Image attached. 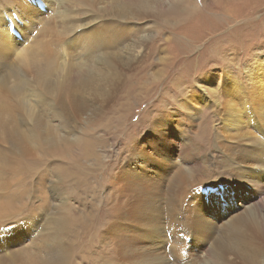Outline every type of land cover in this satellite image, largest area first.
Instances as JSON below:
<instances>
[{
	"label": "rangeland",
	"instance_id": "rangeland-1",
	"mask_svg": "<svg viewBox=\"0 0 264 264\" xmlns=\"http://www.w3.org/2000/svg\"><path fill=\"white\" fill-rule=\"evenodd\" d=\"M137 1L138 0H37L36 2L35 0H15L13 2V0H10V6L11 4H15L12 6L13 9L10 8V10L17 12H15L17 17L14 21L18 26L11 30V36L14 35L17 37L20 43L17 46H12L8 41L9 54H5L6 56L0 54V57L2 55L0 58V98L6 96L8 99L4 97V102L6 103L9 101V103L15 106L17 102H20L17 101V98H19L18 96H22L19 98L21 101H25L27 105L31 104L33 106L34 100L35 102L37 101L35 95L38 92L36 88H40L42 84L37 81L36 77H38V75H34L25 69V64L28 63L34 64L33 68L37 71L49 63L54 71H58L55 72L54 76L48 74H46V76L51 77L50 79L54 83L55 80H61V78L62 82L66 83L64 79V75L68 77V75H66V67H64L65 71L61 67V71L59 72L58 66H60L61 63L58 61L64 62L66 60L64 63L67 68H70V62H76L75 59H81L83 61L90 59V52L82 48V46H78V42L86 38L85 33L88 28H93L95 26V28L99 27L100 31L105 30L102 21L97 22L98 19L102 18L100 16L101 13H99L101 7L107 6L111 9L110 5L113 4L115 6L113 10L124 12L127 7L132 6ZM144 1L143 5L137 4L134 11L129 13L128 17H138L143 11L153 10L160 5L168 6L170 3L177 0H161L160 4H155L154 7L153 2L156 0ZM201 1L203 0H199L200 3ZM217 7L215 10H222L221 8H223V5L219 4V9ZM203 13L204 16L210 17V19L207 18L209 21L199 20V15L193 18H183L180 20L165 15L162 17L161 21L164 28L160 29L155 27V20L151 16L144 17L142 21H137L138 23L130 22L131 25L137 23L136 27L134 26L136 29H131V33L133 35L141 34L140 38L137 37V41L139 43L140 41L144 43V46L141 47L142 54L136 56L133 69H126L127 67L122 65H117L113 69L115 72L121 73L123 79L131 77L130 87L126 84V88H124L126 91L123 89V91L128 94L123 95L122 92L117 94L112 93L113 95L107 94L108 97L105 98V100L103 97L101 104L99 102L93 104L91 100H89V110L87 106L82 109L80 106L85 102V99L83 98L84 95L79 81L75 80L73 81V85L69 84L66 86V90H56L48 97L47 101L50 103L51 113L54 112L57 118L51 119V117H48L49 120H52L49 121L48 118L43 117L42 119L44 122L52 125L54 128L56 124L59 125L64 122L63 125L66 127L64 132L70 128L72 129L71 135L62 132V129L57 130L61 132V136L67 135L66 137L68 138L73 137V134L76 136H79V134L81 135V130L85 127L87 128L89 124L94 136L87 137L94 142L93 148L97 149L98 154L102 155L103 168L101 171H99L98 167L95 169H82L81 172L83 173L85 182L80 184L76 181L65 179L56 169L58 166L61 168H68L71 163L62 162L60 157L50 155V146H47L49 145L47 144L45 149L49 154L46 153L47 156H45L44 163L38 166L37 173L33 177H29V179L25 180L26 182L24 181L23 188L28 190V193L25 194L26 199L23 200L24 204L27 206L23 212L25 213L23 214L24 216L16 221L10 219L4 223L5 225L13 224L12 226L15 228L0 233V252L7 250L9 253L14 250L13 248L19 247L21 243L22 245H27L28 235L32 232V228H35L33 234H35L34 238L36 237L37 242L40 241V236L44 237L50 233V230L49 233L48 231H41L40 235L37 236L45 224L44 220L46 216L48 217L49 214H56L54 213L55 207H53L55 206L53 195H55L54 192L56 189V191H58L57 202L64 200L63 204L75 211L74 213L77 215L78 210H87L88 212L92 208H95L94 214H90L85 218L86 220L88 218L91 219V221L86 222L85 230V240L88 244L77 249L82 254L79 252L78 254H74L73 251L72 254H70V260L74 259L83 263L82 256L85 255L88 259L89 256L92 257V252L98 248L100 249V253L104 254L102 248H107V241L105 238L100 241V234L106 233V235H109L113 233V229L118 228L120 232L123 230L128 231H126L125 235L122 234L121 237L123 238L125 236L123 238L124 245L122 246V251L128 252V255H126L128 256L127 261L129 264H138L140 263L138 261H143V264H156L157 262H162L163 257L166 264H244L235 256L234 252L230 250V247L234 244L237 236L240 235L242 237L246 233V228L249 226V223L238 221L228 225V222L233 219L237 210H242V208L246 209L245 211H248L250 208L255 218L260 220L256 205L247 204L244 207H238L237 210L236 208L230 207L229 211L222 214V212L225 211L223 209L228 208V192H225L224 199L220 196L224 194H219V196L216 195L217 197L213 194L209 195L202 190L206 187H202L205 183H210L208 179L202 180L196 177V175H199L203 170L198 173L190 170L191 174L187 176H184V173L187 172L182 171L183 169L191 167L192 162L187 160L190 159L191 156L200 160L202 164L205 165L204 169L208 171L209 164L207 158L211 155L209 153V148L200 152H198L199 150H194L191 156L186 155V161H184L181 155L183 153L181 145L185 138H190V141L193 139L195 143L198 139L202 141L203 145L208 140V142L214 145V136L221 131L218 127L219 125L213 126V124L209 136H206L208 138L201 134H199L197 139L195 138V131L200 122L199 117L210 107L212 109L209 110L208 113H212L213 109L217 108L209 98H206L209 106L204 107V97L200 99L202 104L194 108L196 100H193V102L191 97H189V93L192 90H198L202 87L203 89L201 88L200 91L203 93L204 89L215 87L216 92L219 93L223 88V83L227 82V77L244 80L247 74L251 73L252 75L253 71V73H256L255 69L258 70L260 66L264 69V0H228V3L223 8V12H220L218 17H211L212 15L205 12ZM221 18H226L227 21L222 23ZM124 22L125 20L122 21L123 26L131 28ZM7 23H9V21H7ZM69 24L77 26L75 28L68 26L67 29V25ZM149 24H151V26H149ZM144 25H148L150 28L147 30V26L145 30L143 27ZM3 26L4 25L1 26V29ZM19 26L23 28H19ZM1 29L0 36L2 35V39H4L5 35L3 34H5L6 31L4 28ZM77 29L82 31L83 34L76 32L75 30ZM114 31L115 30H110V35H112L111 32ZM34 33L36 34L34 35ZM20 34H22L21 38ZM203 34L205 38H203ZM90 39L97 43L92 37H90ZM89 42L93 44L92 41ZM36 44H39L37 47L38 52L34 51L31 54H27V51H22V53L17 54L18 56L14 54L16 48L17 50L20 49V45H30L34 47ZM107 44L108 49L116 45L112 39H108ZM187 45H190L192 52L186 55V53H188L186 51ZM1 47L3 51H6L5 49L7 48L5 45ZM37 56L40 57L38 58ZM41 57H44L43 60ZM58 57L63 58L60 60ZM50 58L51 60L53 59L54 62L49 61L48 59ZM55 66L58 68L56 69ZM255 66L257 68H255ZM75 68L76 67H74V69ZM22 78L28 89H22L23 91L21 90L18 96L15 94L12 95L10 89L16 86L18 79V81H21L20 79ZM205 78H209L210 81L205 82ZM70 88L72 89L70 90ZM67 89L69 93H67ZM64 93H67V95ZM204 94H207V92L205 91ZM124 101H128L130 104ZM186 101L189 103L190 107L189 111L186 108V111H188L187 113L183 108V103ZM197 101L199 102V100ZM41 103L42 101L40 102V107L36 109H40L48 114L47 110L43 107L44 104ZM17 108L18 109L13 112L12 117L18 122L17 124L19 126L22 122L20 121L21 117L26 118V116L22 107L19 106ZM198 110L202 111L199 112L200 116L196 117V112ZM30 111L33 113L35 112V115L38 113V111L34 109ZM91 113L95 119L93 122L88 121L92 118L87 119ZM117 113L121 117L116 118ZM35 115L33 114V116ZM65 116H67V119H65ZM4 117L6 118L7 114L4 113ZM35 117H39V113ZM80 117L84 120H81ZM59 118H63L66 121L62 122ZM119 118L122 119L120 122L118 121ZM46 119L48 122H46ZM108 119L114 121L113 127L116 129V133L113 131L112 127H109L110 130L108 129L110 125L107 124L106 126L105 122H110ZM154 120L159 122V130L162 131L163 135L156 134L153 136L155 132L152 131L150 122ZM50 122H53L54 125ZM65 124L68 127L65 126ZM46 127L47 126L44 125V128ZM246 129L248 128L246 127ZM117 131L122 132L120 133ZM2 136L4 135L2 134ZM0 138L3 140V137L0 136ZM53 138L55 139L56 137ZM58 139L60 142L63 141L60 140V138ZM134 141H137L136 146L139 148L136 147V149H140L139 151L141 153L139 152L138 156L133 155V157L136 160H143L141 162L142 164L140 163L137 166L134 164V161H132L134 158H128V160L124 161V157H121L120 160L118 158L122 153H125L126 157V149ZM1 142L0 144L2 145L0 148H6L8 145L7 141H3L5 145ZM60 142H58V144L56 142V144L59 145L58 147L61 148L64 146L65 149L66 144H61ZM222 142H228V144L232 146L237 144V142L230 140H222ZM76 143L77 142H75V144ZM199 144L200 142H197L198 146ZM91 160L92 159H88L80 162L87 166L94 167ZM125 161L130 163L126 165ZM57 162L61 165H58ZM39 168H41L42 171H40ZM178 168H182V170ZM69 169H73L72 165ZM51 172H53V174ZM57 173L60 178L56 175ZM189 175L195 176V184H198L199 188L195 185L196 189L194 190L193 186H189ZM180 176H182L183 181H173L174 177L179 179ZM205 177L208 178L207 176ZM56 180H59V182H56ZM128 180H130L131 183H128ZM34 184L38 187H34ZM52 184H54L55 187H53ZM181 185L184 186V188L181 187ZM119 186L123 189L120 190L121 187ZM182 189H185V192ZM167 194H174L176 198L177 196L180 198L172 201L171 210H168L167 217H165L164 209L161 204L162 202H160V207L162 206L161 209L159 207V198ZM248 195L249 200L255 199L250 194ZM43 197H46L49 202H43ZM78 197H82V199H84L83 202ZM32 198H34L33 202ZM211 200L219 205L216 208H212V213L202 211V208L206 207ZM239 202H241V200ZM33 203L38 206L35 207V215H33L35 219L31 213L29 215ZM52 203L54 205H52ZM119 203L128 204L129 207L125 209L122 205L124 211L115 214L114 209L119 207ZM141 205H143L142 208ZM140 208L141 210H139ZM161 210H163V213ZM57 212L62 213L59 217L64 218L63 215L65 212L63 208L60 207ZM161 214L162 217L158 218ZM113 219H115L114 222H116V224H114L113 228L111 227L112 224L105 231V227L110 225ZM87 223H89V226H87ZM122 224H124L126 228H124L125 226L121 227ZM168 227H170V229L161 233L162 236L167 237V241L165 239L163 240L164 244L161 242L163 247H166L165 256H162V250L158 248L155 250L152 244L160 239L158 236L160 231ZM174 230L180 248V252L176 254L177 256L171 251V246L174 241ZM182 233L190 237L191 240L189 242L185 241ZM135 235L136 238L137 236H141V239L138 238L140 239L139 242H132L131 238H135ZM143 237L144 239H142ZM108 238H110V235ZM146 238L148 239L146 240ZM117 239L118 238H111V244L114 246L119 244ZM154 239L155 242H153ZM260 239L264 245V234L260 236ZM52 245L59 248L56 237ZM218 250H220L221 254ZM41 253L43 254L44 252ZM96 256L99 257V255ZM187 257L188 259L186 260L185 258ZM0 258L1 261L4 262L10 261L9 255H0ZM261 260L259 264H261ZM16 261L14 264H17ZM134 261H136V263Z\"/></svg>",
	"mask_w": 264,
	"mask_h": 264
},
{
	"label": "bare ground",
	"instance_id": "bare-ground-1",
	"mask_svg": "<svg viewBox=\"0 0 264 264\" xmlns=\"http://www.w3.org/2000/svg\"><path fill=\"white\" fill-rule=\"evenodd\" d=\"M14 1L15 0H13V2ZM35 1L37 2V0ZM144 2H145L144 0H138L132 6L127 7L124 12L113 10L115 8L113 4L110 5L111 9L108 8L107 6L101 7L99 13H101L100 16L102 18L98 19L97 22L102 21V25L105 28V30L100 31L99 27L95 28V26L93 28H88L86 29L87 32L85 33L86 38L78 42V46L80 47L82 46V48L90 52V59L86 61H83L81 59H75L76 62H70V66H71L70 68H67L66 64L64 63L66 62V60L64 62L62 61L63 63L56 60L59 63H61V65L58 66L59 72L61 71V67L63 68V70H64V67H66V75H68V77H65L64 75V79L66 83L62 82V78L61 80H55V83H54L50 79L51 77L46 76V74L54 76L55 72L58 71V70L54 71L53 67L49 65V63H47L45 66L42 65L44 66L43 68H40V69L37 68L39 71L33 68L34 64L32 63L25 64V69L34 75H38V77L35 76L37 78V81L39 83L41 82V84L44 86L43 87L40 84L41 85L40 88H36L38 92L35 95L37 98V101L35 102L34 100L33 106L31 104L27 105L25 101H21V99H19L22 97V96H18V94L21 93L20 91L22 89L23 90L28 89L27 85L23 81V78L20 79L21 81H18L19 79L17 80L18 83L16 84L15 87L13 86L14 88L12 87L13 90L12 88L10 89L12 92L11 93L12 95L15 94L19 97V98L16 97L17 101H20L19 103L17 102V104H15L14 106L13 104L9 103V101L7 100H6L7 101L6 103L4 102V97L6 96H4L3 98H0V133H1L0 136L3 137V140H1L0 138V140L2 141L0 142L3 143V141L5 142L7 141V144H8V145L6 144L7 145L6 148H0V233H4L9 229L15 228L14 226H12L13 224L5 225L4 223H6V221L10 219L16 221L20 217L24 216L23 214L25 213L23 212L27 206L26 204H24L23 200L26 199L25 194L28 193V190L23 188L24 181L29 179V177H33L37 173L38 166L44 163L45 156H47L46 153H48L46 152V149H45L47 144H49L47 146H50V155L54 157H60L62 159L61 160L62 162H68L69 164L71 163L70 166L72 165L73 169H69L70 168L69 165H67L69 166L68 168H61L60 166H58L56 169V171L65 179L76 181L77 183L80 184L82 182H85V179H83V173L81 172L82 169H86V168L95 169L96 167H98L99 171H101L103 168V165H102L103 159H101L102 155L98 154L97 149L93 148L94 142L90 140V138L87 137V136H94V133H92V130L89 124L87 125V128L84 126L85 128L83 130L80 129L81 135L79 134V136H76L73 134V137L68 138L66 137L67 135L61 136V132L57 130V129H62L63 131L62 130L61 131L64 132V129L66 127H64L63 121H66L65 119H67L66 118L67 116H65V119L59 118V120L62 121L63 123L59 125L56 124L55 128L52 127V125L44 122V120L42 119L43 117L44 118L51 117V119L57 118V116L54 115V112L51 113L50 103L47 101L48 97L52 95L56 90H63V91L66 90V86H68L69 84L73 85L74 84L73 81L75 80L79 81V84L82 88V93L84 95L83 98L85 99V102L82 103L80 106L82 109H84L85 106H87V108L89 107L88 106L89 100H91L93 104H97L98 102L101 104L103 97H104V100L105 98L108 97L107 94L113 95L119 92H122L123 95L128 94L124 92L123 89L126 88L125 87L126 84H128V86L130 87L131 77L128 79L127 78L123 79V75L121 73L115 72L113 69L117 65L126 66L127 67L126 69H129V70L133 69L134 67L133 63H134L136 56L139 54H142L141 47L144 46V43L142 41H140V43L137 41L138 40L137 37L140 38L141 34L133 35L131 33V29H136L134 28V26L136 27L138 23L137 21H142L144 17L151 16L155 20L154 21L156 25L155 27H157L158 29L164 28V25L161 24V21H162V17L165 15L172 16L178 20L183 19V18L189 19V18H193L199 15V20L209 21L207 18L210 19V17L204 16L203 12L212 15L211 17H218L220 12H223V8L228 3V0H203L201 1V3L199 2V0H177L173 3H170L168 6L160 5L153 10L143 11L138 17H128L129 13L134 11L137 4L143 5ZM160 2L161 0H156L155 2H153V7L155 6V4L156 5L160 4ZM219 4L223 5V8H221L222 10L219 9ZM13 5L11 4L10 6V0H0V29H1V26L4 25L3 28L7 33V34L6 33L3 34L5 35L4 39H2V35L0 36V54H3V55L9 54L8 41L10 45L12 46H15V45L17 46L20 43L17 37H15L14 35L11 36V30L18 27L14 21L17 17L15 14L16 11L14 12L10 10V8L13 9L12 8ZM216 7L219 10H215ZM221 19H222V23H225L224 21H227L226 18H221ZM123 20H125L124 23L130 26L131 28H127L123 26L122 25ZM7 21H9V23H7ZM130 22L131 23L137 22V23L135 25L133 24L131 25ZM68 26L71 28H75L77 25L69 24L67 25V29H68ZM147 26L148 25L143 26L145 30ZM149 26H151V24H149ZM149 26L147 30L150 28ZM19 28H23V27L19 26ZM110 30H115L114 32H111L113 36L110 35ZM75 31L82 33V31H80L79 29ZM35 34L36 33H34V35ZM21 35L22 34H20V38H21ZM90 37H92L97 43H99L102 46L95 43L92 39H90ZM203 38H205L204 34H203ZM108 39H112L116 43V45L111 47V49L107 48ZM89 41H92L93 44H91ZM3 45L6 46L7 48L5 49L6 51L2 50L1 46ZM23 46L20 45L19 50H17L16 48L14 51V54L16 55L20 54L22 53V51L23 52L27 51V54H31L34 51L38 52L37 47L39 46V44L34 45V47L30 45L24 46V47ZM186 51L188 52L186 53V55L192 52L190 45H187ZM63 57H66V56H63ZM41 58L43 60L44 57H41ZM58 58H60V60L62 59L61 57H58ZM48 60L54 62L53 59L51 60V58ZM15 65L17 66L16 63ZM74 67L76 68L74 69ZM255 68L257 67L255 66ZM255 70H256L255 71L256 73H253L254 71L253 72L251 71L252 75L251 73L247 74L244 80H240L237 78H231V77L229 78L225 77L228 80L227 82L223 83V88L220 90L219 93L216 92V89L214 87L211 89H204V92L205 91L207 92V94H204V92L202 93L200 91V89L202 88L201 86H200L201 88L198 89L199 91L195 89L189 93V97H191V100L192 101L196 100L194 108L202 104V101L200 100L201 97L205 98L203 100V103H204L203 105H205L204 107L209 106L208 100H206V98H209L211 99L214 106L217 108V109H213L212 113H208V111L212 109L210 107L206 112H203V115L201 116L199 112L202 110H198L196 112V117L200 116L199 117L200 122L195 131V138L197 139L199 134L204 135L205 137L207 135L209 136V132L213 124H214L213 126L219 125L218 127L221 129V131L215 134L214 145L208 142V140L207 141L205 140L206 142L204 146L202 141H199L197 139V142H200L198 146L197 142L195 143L193 139L190 141L189 140L190 138L189 139L185 138L181 145V149H183V153L181 155L184 161H186V155L191 156L194 150H197V151L199 150L198 152H200V151H204L209 148V151H210L209 153L211 155L207 158V162L209 164L208 171L204 169L205 165L202 164V162L194 156H191L190 159H187L192 162L191 163L190 161H188L191 163L190 168L183 169V170L182 168L180 169L178 168L179 170L187 172V173H184V176L191 174L190 170L195 171L196 173L203 170L199 175H196V177L201 178L202 180L208 179V182L210 183H205L202 187L209 186L211 188H214V192L212 193L214 196L216 195L219 196V194H224V195H220L221 198L224 199L225 192H228V208H224L223 210L225 211H223L222 214L229 211L230 207L236 208L237 210L238 207H244L247 204L256 205L258 213L260 215V220L255 218V216L253 215L254 213L250 210V208L248 209V211H245L246 209L242 208V210H237L236 215L233 217V219L230 222H228V225L236 223L238 221H244V222L249 223V226L246 228V233L242 237L240 235L237 236V239L234 241V244L230 247V250H232L235 256L238 259H240L241 262H243L244 264H259V261L261 260V258H262L261 264H264V245L262 243V240L260 239V236L264 234V69L260 66L258 70L257 69ZM204 81L209 82L210 79L205 78ZM5 88L9 89L8 87H5ZM71 89L72 88H70V90ZM67 93H69L68 89H67ZM67 93L66 94L64 93V94L67 95ZM197 100H199V102ZM41 101L44 104L43 107L45 108V110H47L48 114L41 111L40 109L39 110L36 109L37 107H40ZM124 102L129 103L128 101H124ZM183 105H184L183 108L185 109L184 111H186V108L189 111V108H190L189 103L186 101L183 103ZM19 106L22 107V110L24 111L26 118L21 117L20 121L22 122L18 126L17 124L18 122L14 120V117H12V114L16 109H18L17 107ZM31 109L38 111L39 117H35L38 113L36 112L37 114L35 115V112L34 113L32 112L33 110L30 111ZM188 111H186V113ZM4 113L7 114L6 118L4 117ZM92 113L90 115L88 114L89 117H87V119L92 118L91 120H88L91 122L95 120L93 118ZM33 114L35 116H33ZM117 117H121V116L117 113L116 118ZM80 118L81 120H84L82 117ZM48 120L46 119V122H48ZM109 120L110 122H105L106 126L107 124L110 125L108 126V129L110 130V128L112 127L113 131L116 133V129L113 127L114 121L111 119H108V121ZM121 120L122 119L120 118L118 119L119 122ZM49 121H52V120H49ZM50 123H53V122H50ZM158 123L159 122L155 120L150 122L152 126L151 127L152 131L155 132L153 136L156 134L163 135L162 131L159 130L160 126L158 125ZM66 124L65 126H67ZM44 125H46L47 127L44 128ZM246 127L248 129H246ZM71 131L72 129L69 128L64 133L71 135ZM117 132L121 133L122 131H117ZM2 134L4 136H2ZM53 137H56L55 139L57 141ZM58 138H60V140H63V141L61 142L58 141L59 140ZM222 140L234 141V142H237V144H235V146H232V145H229L228 142L227 143L222 142ZM55 141L57 142V144L58 142H60L61 144L62 143L66 144L65 149H64V146L59 148L58 147L59 145H57ZM75 142L77 143L75 144ZM3 144L5 145V143ZM136 144H137V141L132 142V144L126 149L127 150L126 157H125V153H122V155L118 157L119 160L121 157H124L123 159L124 161V160H128V158L129 159L134 158L133 155L138 156L140 149H136V147L139 148L138 146H136ZM1 145L2 144H0V146ZM40 156H41V160H40ZM88 159H92L91 161L94 167L87 166L80 162V161L83 162ZM132 161H134V164L137 166L143 160H136L134 158L132 159ZM128 163L130 162L125 161L126 165H128ZM57 164L59 165L60 163L57 162ZM39 170L42 171L41 168H39ZM51 173L53 174V172ZM58 173L56 175L58 176V178H60ZM205 176H207L208 178H206ZM188 178H189V186L191 187L193 186L194 190L196 189V186L197 188H199L198 184H195V181H196L195 176L189 175ZM174 180L183 181V178L182 176H180L179 179L177 177H174L173 181ZM56 182H59V180H56ZM127 182L131 183L130 180H128ZM52 186L55 187L54 184H52ZM34 187L37 188L38 186L34 184ZM181 187L184 188V186L182 185ZM122 189L123 188L121 187L120 190ZM182 190H184L185 192V189H182ZM54 193L55 195H53V200H54L53 202L55 206L53 207H55L54 213H56L57 215L49 214L48 217L46 216L45 220L43 219L45 224L43 223L44 226L41 228L37 236L40 235L41 231H48L49 233V230H50V233L44 237L40 236V241L37 242L36 237L34 238L35 234H33V231L35 228H32V232L29 233L28 235L27 245H22L21 243L19 247L17 246L18 248L17 247L13 248L14 250L10 251L9 253L7 252V250L0 252V255H5V256L9 255V260H10L9 262H4V261H1V258H0V264H14L16 260H18L16 261L17 264H129L127 261L128 252L126 253L125 251L124 252L122 251V246L124 245L123 238L125 236L123 238L121 237L122 234L125 235L127 230H123L122 232H120V229L118 228L112 230L113 233L109 234L110 238H108L109 235H106V233L102 235L100 234V241L103 240L104 238L107 241V248L105 247L102 248L104 250V254L100 253V249L98 248L92 252V257L94 258L89 256L87 259V257L83 255L82 256L83 263L76 261L74 259L70 260V254H72L73 251H74V254H78V252L80 253V251H78L77 249H80L81 247L88 244L87 241L85 240V230H86V222L91 221V219L88 218L86 220L85 218L90 214H94L95 208H92L88 212L87 210H78L77 212L78 215H77L74 213L75 211L71 210L70 208H68V206L66 207V205L63 204L64 200L60 199L61 202H57L58 191H56V189ZM248 194L253 196L255 199L249 200ZM34 198H32V202ZM43 198H44L42 200L43 202H49V200H47L46 197H43ZM78 198L83 202L84 199H82V197H78ZM177 198H180V197L177 196ZM177 198L176 196H174V194L173 195H170V194L163 195L161 198H159V207H160V202H162L161 204L163 207L162 206L161 207L164 209L165 217H167L166 215L169 212L168 210L171 207L172 201L176 200ZM240 200L241 202H239ZM54 204L52 203V205ZM122 205L125 207V209L129 207L128 204L119 203V207L114 209L115 214H117V212L121 213L124 211V208ZM218 205H219L218 203L211 200V202L208 205H206V207L202 208L203 209L202 211H207L209 213H212V208H216ZM35 207H38V206L33 203V207H31L29 215L30 213L32 216L35 215ZM60 207L63 208V211L65 212L63 215L65 219L62 217H59L60 214H62L60 212H57V210ZM142 207L143 205H141V208ZM141 208L139 210H141ZM161 212L163 213V210H161ZM161 217H162V214L158 218H161ZM114 221L115 219L112 220V223L110 225L105 227V231L112 224L113 225L111 227L113 228L114 224H116V222ZM87 226H89V223H87ZM124 226H125L124 224L121 225V227H124ZM124 228H126V226ZM168 229H170V227L162 229V231H160V234L158 235L160 239L156 243L152 244L155 250L157 248L162 250L161 251L162 256L163 255L165 256V249H166V247H163V244H164L163 240L164 239L166 240L167 237L162 236L161 233ZM55 237L58 240L59 248H56L52 245L55 242ZM134 237L135 238H131L132 242H139L141 239L140 238L141 236L140 237L137 236L136 238V235H135ZM173 237H174V241L171 246V251L175 254V256H177L176 254L177 252H180V248L178 245V240H177V235H176L175 230L173 233ZM111 238H115V239L118 238L117 240L119 241V244H117L116 246L112 245ZM142 239H144V237ZM147 239L148 238H146V240ZM153 242H155V239L153 240ZM161 242L163 244H161ZM41 252H44V253L42 254ZM218 252L221 254L220 250H218ZM96 255H99V257H97ZM134 262L136 263V261ZM138 262H140L138 264L144 263L143 261H138ZM156 264H166L164 261V257L162 258V262H157Z\"/></svg>",
	"mask_w": 264,
	"mask_h": 264
}]
</instances>
